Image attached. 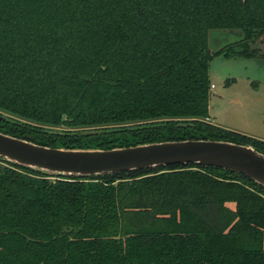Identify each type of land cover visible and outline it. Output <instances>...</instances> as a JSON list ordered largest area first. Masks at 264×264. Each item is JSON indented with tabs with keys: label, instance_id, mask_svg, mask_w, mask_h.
Returning a JSON list of instances; mask_svg holds the SVG:
<instances>
[{
	"label": "trees",
	"instance_id": "16d2710c",
	"mask_svg": "<svg viewBox=\"0 0 264 264\" xmlns=\"http://www.w3.org/2000/svg\"><path fill=\"white\" fill-rule=\"evenodd\" d=\"M210 29L243 32L214 54L257 55L264 0H0V131L56 148L211 139L264 154L209 122ZM0 264H264V188L191 163L51 178L0 159Z\"/></svg>",
	"mask_w": 264,
	"mask_h": 264
},
{
	"label": "water",
	"instance_id": "95a60500",
	"mask_svg": "<svg viewBox=\"0 0 264 264\" xmlns=\"http://www.w3.org/2000/svg\"><path fill=\"white\" fill-rule=\"evenodd\" d=\"M0 159L51 178H87L191 163L241 174L264 188V154L251 145L225 140L183 139L111 149H69L0 131Z\"/></svg>",
	"mask_w": 264,
	"mask_h": 264
},
{
	"label": "rangeland",
	"instance_id": "374dc122",
	"mask_svg": "<svg viewBox=\"0 0 264 264\" xmlns=\"http://www.w3.org/2000/svg\"><path fill=\"white\" fill-rule=\"evenodd\" d=\"M243 38L240 29H210L209 120L217 127L264 142V42L256 41L257 55L232 58L216 51ZM233 206V205H230Z\"/></svg>",
	"mask_w": 264,
	"mask_h": 264
},
{
	"label": "crops",
	"instance_id": "0c3cea01",
	"mask_svg": "<svg viewBox=\"0 0 264 264\" xmlns=\"http://www.w3.org/2000/svg\"><path fill=\"white\" fill-rule=\"evenodd\" d=\"M210 88H211V85H210ZM209 102H210V101H209ZM209 107H210V106H209ZM209 122L212 123V124L215 125V126H218V125L214 124V123H215L214 120H213V121H212V120H211V121L209 120ZM228 205L230 206V205H234V204H233V203H229ZM231 207H232V206H231Z\"/></svg>",
	"mask_w": 264,
	"mask_h": 264
},
{
	"label": "built area",
	"instance_id": "2783aa9c",
	"mask_svg": "<svg viewBox=\"0 0 264 264\" xmlns=\"http://www.w3.org/2000/svg\"><path fill=\"white\" fill-rule=\"evenodd\" d=\"M213 85H211V87H212Z\"/></svg>",
	"mask_w": 264,
	"mask_h": 264
}]
</instances>
